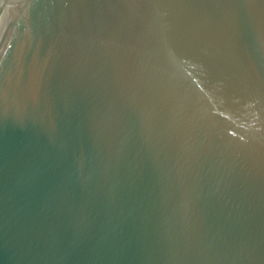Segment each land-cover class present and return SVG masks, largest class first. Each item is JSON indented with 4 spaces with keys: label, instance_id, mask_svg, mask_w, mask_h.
Masks as SVG:
<instances>
[{
    "label": "water",
    "instance_id": "obj_1",
    "mask_svg": "<svg viewBox=\"0 0 264 264\" xmlns=\"http://www.w3.org/2000/svg\"><path fill=\"white\" fill-rule=\"evenodd\" d=\"M0 264H264V0H0Z\"/></svg>",
    "mask_w": 264,
    "mask_h": 264
}]
</instances>
